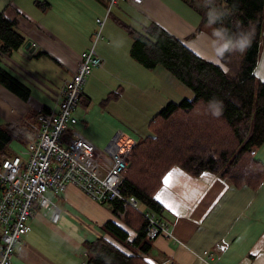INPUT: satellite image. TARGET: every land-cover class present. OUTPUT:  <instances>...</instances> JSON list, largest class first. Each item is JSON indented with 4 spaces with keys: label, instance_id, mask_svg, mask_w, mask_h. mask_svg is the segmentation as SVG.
Returning a JSON list of instances; mask_svg holds the SVG:
<instances>
[{
    "label": "crops",
    "instance_id": "crops-1",
    "mask_svg": "<svg viewBox=\"0 0 264 264\" xmlns=\"http://www.w3.org/2000/svg\"><path fill=\"white\" fill-rule=\"evenodd\" d=\"M70 2L0 0V11L4 10L8 18H16L17 30L33 47L32 51L26 50L29 57L45 54L59 61L65 70L62 83L75 71L78 55L91 43L96 20L105 19L102 38L95 45L103 66L87 77L75 110L78 119L72 126L98 148H104L117 132L126 136L140 135L138 139L145 137L149 123L168 102L193 98L191 90L162 66L148 68L134 59L129 30L143 34L145 27L156 23L198 56L221 64V38L214 35L216 29L199 26L200 16L184 0H143L140 5L119 2L110 8L108 0ZM37 12L47 14L45 19ZM109 16L113 20L108 19ZM220 36L223 37L221 33ZM262 36L264 41V29ZM22 50L21 47L16 52ZM254 74L264 81V43ZM27 78L34 83L35 78L29 72ZM61 84L56 90H43V103L41 100L33 102L31 108L25 104L30 97L23 104L12 93L8 95L0 89V123L22 119L40 107L54 108ZM104 100L108 101L102 108L103 124L93 122L91 104L94 101L101 105ZM130 108L136 111L135 118L128 117ZM261 189L263 185L255 189L235 187L209 172L191 176L180 168H171L155 193L160 211L154 214L166 223L169 234L160 233L152 238L144 257L150 264H200L197 255L208 251L213 264H264V189L263 199L258 198ZM63 193L64 208L79 210L103 234L102 225L116 219L110 203L108 207L100 206L73 186H68ZM46 218L39 211L34 213L29 220V231L23 235V248L15 249L11 255L12 264H74L75 252L70 257L51 246L43 250L38 247L44 238L42 221L54 227L60 221L52 223ZM99 232L92 239L100 235ZM215 244H222L224 248L216 250ZM84 256L87 260L85 249ZM86 260L82 264H86Z\"/></svg>",
    "mask_w": 264,
    "mask_h": 264
},
{
    "label": "trees",
    "instance_id": "trees-1",
    "mask_svg": "<svg viewBox=\"0 0 264 264\" xmlns=\"http://www.w3.org/2000/svg\"><path fill=\"white\" fill-rule=\"evenodd\" d=\"M184 1L200 16V24H210L212 10L224 13L211 24L225 42L219 52L222 65L198 56L156 23L143 34L129 30L134 59L148 68L162 66L191 90L193 98L168 102L149 123V134L136 141L119 186L125 201L110 202L116 219L132 231L116 219L106 221L104 234L84 244L86 264H150L144 257L150 246L148 220L129 202L143 205L147 212L160 211L155 193L171 168L191 176L213 173L235 187L255 189L264 180V164L253 156L264 144V81L254 74L264 43V0ZM16 26V18L0 11V56L23 47L25 37ZM234 45L241 50L238 57L231 55ZM0 85L21 101L30 97L28 86L1 65ZM50 110L40 107L22 119L0 123V161L12 157L8 144L13 139L24 142L37 117ZM197 112L206 130L195 127L198 120H189Z\"/></svg>",
    "mask_w": 264,
    "mask_h": 264
},
{
    "label": "built area",
    "instance_id": "built-area-1",
    "mask_svg": "<svg viewBox=\"0 0 264 264\" xmlns=\"http://www.w3.org/2000/svg\"><path fill=\"white\" fill-rule=\"evenodd\" d=\"M142 1L108 0V3L110 8L119 2L140 5ZM104 20H96L90 48L78 55L75 71L58 89L54 108L47 115L40 114L37 126L24 135L27 158L14 155L0 161V264H12L15 249L23 248V235L29 231V220L36 211L44 209L42 214L57 223L60 208L45 195L46 191L55 196L73 186L101 204L115 199L125 201L119 186L136 140L117 132L101 149L72 128L77 122L74 112L85 81L94 69L103 66L95 45L102 38ZM129 204L136 207L133 201ZM140 212L148 220V239L160 233L169 234L165 222L153 213ZM223 248L222 244H215L216 250ZM197 257L200 264H213L208 251Z\"/></svg>",
    "mask_w": 264,
    "mask_h": 264
},
{
    "label": "rangeland",
    "instance_id": "rangeland-1",
    "mask_svg": "<svg viewBox=\"0 0 264 264\" xmlns=\"http://www.w3.org/2000/svg\"><path fill=\"white\" fill-rule=\"evenodd\" d=\"M68 2H70V0H68ZM32 9H34V8L32 7ZM55 11H56V9L54 8L53 12H55ZM113 11H114V9H113ZM37 13L41 19H45L46 15H47V14L42 13V12H37ZM76 14L79 16H83L79 12H76ZM108 19L113 20L111 16H109ZM201 25H203V26L206 25V27L210 28L211 30L215 29V28H212L213 26L211 24H208V23H204ZM198 28L199 27H197V30H198ZM218 37L221 38V43L219 45V52H221L225 47V42H224L223 37H221L220 35H218ZM212 39L217 40V37L212 36ZM27 42H30V41H26L24 43V46L22 47L23 50L21 52H13L10 55H1L0 56V65L6 71L13 74L18 79H20V81H23V82H25V84L28 85L29 89L31 90L30 91V99L26 103H25V101H22L21 103H23V104L25 103L28 105L27 106L28 108H31L33 105V102H37V101L40 102V100H41V102L43 103V100L41 98L43 90H47V91L56 90V88L64 80L63 76H64L65 70L62 66L60 67L59 61H56V60L54 61V60L48 58L47 56H45V54L42 56H39V57H29L30 54H28L29 52H27L26 50L29 51L30 48H28V49L25 48V44ZM89 48H90V44L85 50H88ZM230 52H231V55L233 57H238L239 55H241V50L235 45L231 46ZM258 61H259V59H258ZM30 68H32V69H30ZM224 69L226 72L229 70L228 67H226V66ZM18 70L21 71L22 73H24V75H22ZM27 71L32 75V77L35 78L34 83H32V81H28L29 79L27 78L28 77ZM0 89H2L4 92H6V93H8V95H10V92H8L5 88H2L1 85H0ZM107 101L108 100H106V101L104 100L101 105L98 104V102L93 101V103L91 104V112H90V119L93 122L103 124V118H102L101 113H103L102 108L105 106ZM98 108H99V110H98ZM128 114H129L128 117L131 119L136 117V111L134 109L130 108V112H128ZM74 115H75L76 119H78L76 112H74ZM189 120H192V121L198 120L199 124L195 125V127L198 128L200 126V127H203L204 130H206V126L204 125V123H202L200 121V112L193 114ZM148 133H149V130H148L147 134ZM190 134H192V133H190ZM129 136L134 140H136L140 137V135H136V137H135V136L130 135V134H129ZM7 149L12 156L15 155L20 159H26L28 156V153H29L25 140H24V142H21V141H17L15 139H13L8 144ZM253 156L255 159H257L263 163V161H264V147L261 146L256 151V154H254ZM213 175H216V174H213ZM261 185H263V189H264V182H262ZM263 189H261L259 191L258 198H260V199H263ZM63 194H64L63 192H60L54 196V195H52V192H50V191L45 192V195L48 198L50 197L49 199L51 201H53L54 203H56V205L60 208V210H61L60 218H59L60 221L58 220L59 222H58V224H55V227H54V225H51V223H49L48 221H46V222L42 221L41 231L43 233L44 238H43L42 244L39 245L38 247L43 250L45 246H51V247L57 249L58 251H61V254L63 253V254L69 255L70 257H72L71 253L75 252L76 255L72 258V262L74 264H82V262L86 260V257L84 256V249H85L84 244H85V242L87 240H91L94 236H96L98 234L99 231L97 228H95L94 224L89 222L88 218H86L85 216L82 215V213L79 210L73 209L71 207L64 208L65 198L63 197ZM88 199L91 200L90 198H88ZM91 201H93L94 203H96L100 206L101 205H103L105 207L109 206V204H107V203L101 204V203L96 202L94 200H91ZM135 208L138 212H140L142 210L143 211L146 210V208L143 207V205H139ZM43 211H44V209H42L39 212L42 213ZM150 213H153V212H150ZM46 219L48 220L49 218L47 217ZM116 221H118V223L120 225L124 226L130 232L132 231V229L125 226L122 221L117 220V219H116ZM59 231H61L63 233H61ZM100 233H101V231L99 232V234ZM100 235H103V233H101ZM100 235H98V236H100ZM149 240H151V239H149Z\"/></svg>",
    "mask_w": 264,
    "mask_h": 264
},
{
    "label": "clouds",
    "instance_id": "clouds-1",
    "mask_svg": "<svg viewBox=\"0 0 264 264\" xmlns=\"http://www.w3.org/2000/svg\"><path fill=\"white\" fill-rule=\"evenodd\" d=\"M224 13H218L215 10H212L208 13L209 16V23L210 24H215L218 21H220L223 17ZM226 30V29H225ZM214 35H220V29H217L214 33ZM225 51H227V49H225Z\"/></svg>",
    "mask_w": 264,
    "mask_h": 264
},
{
    "label": "water",
    "instance_id": "water-1",
    "mask_svg": "<svg viewBox=\"0 0 264 264\" xmlns=\"http://www.w3.org/2000/svg\"><path fill=\"white\" fill-rule=\"evenodd\" d=\"M25 48H26V49L30 48L29 51H32V50H33V47H32V45H31V42H27V43L25 44Z\"/></svg>",
    "mask_w": 264,
    "mask_h": 264
}]
</instances>
